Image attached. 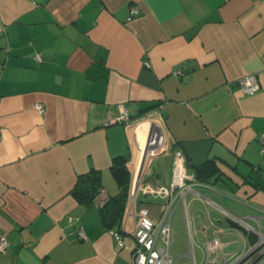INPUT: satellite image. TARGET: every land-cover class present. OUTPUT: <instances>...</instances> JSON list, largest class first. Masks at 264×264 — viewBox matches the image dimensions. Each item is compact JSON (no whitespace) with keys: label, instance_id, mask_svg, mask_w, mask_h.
Instances as JSON below:
<instances>
[{"label":"crops","instance_id":"0c3cea01","mask_svg":"<svg viewBox=\"0 0 264 264\" xmlns=\"http://www.w3.org/2000/svg\"><path fill=\"white\" fill-rule=\"evenodd\" d=\"M120 102L130 120L106 123ZM262 133L264 0H0V264H132L137 208L161 209L138 185H167L177 149L199 182L179 201V253L237 264L264 234ZM117 156L124 246L98 211L118 191ZM92 169L102 188L86 206L72 189Z\"/></svg>","mask_w":264,"mask_h":264},{"label":"built area","instance_id":"2783aa9c","mask_svg":"<svg viewBox=\"0 0 264 264\" xmlns=\"http://www.w3.org/2000/svg\"><path fill=\"white\" fill-rule=\"evenodd\" d=\"M138 13V7L135 4L128 6V17L131 19ZM40 59V54H36ZM177 73L181 74L178 70ZM240 89L246 94L254 93L259 85L253 74L241 76L238 79ZM35 108L42 112L43 105L38 102ZM119 114L110 118L106 123L128 122L130 120L129 110L125 102L117 104ZM260 154L264 158V133L259 136ZM194 174L188 173L185 164L184 154L180 149L174 150L171 162V178L167 185L155 184L144 181L139 183V192L144 197L157 200L161 206L160 212L153 217L146 206L137 208L135 214V224L130 232L133 239L131 249L132 264H177L175 255L171 250L172 226L171 217L173 204L177 198L184 202V191L192 189L194 184H198ZM206 185V184H205ZM117 244L124 246L123 236L119 230L110 229ZM258 238L241 255L240 264H264V234L256 231ZM80 238H85L84 231L78 230ZM8 245L5 235H0V251H4Z\"/></svg>","mask_w":264,"mask_h":264},{"label":"trees","instance_id":"16d2710c","mask_svg":"<svg viewBox=\"0 0 264 264\" xmlns=\"http://www.w3.org/2000/svg\"><path fill=\"white\" fill-rule=\"evenodd\" d=\"M126 162V156H117L113 158L111 171L117 182L118 191L116 194L109 196L98 209L102 225L107 229L113 228L119 230V224L124 213L129 189V172ZM207 165L208 163L202 166L203 171L209 170L205 169ZM210 170L211 173L209 172L207 176H211L216 168L212 165ZM101 188V173L99 170L92 169L87 173L78 176L76 184L72 189V195L79 203L89 206L93 203L94 198L100 192Z\"/></svg>","mask_w":264,"mask_h":264},{"label":"rangeland","instance_id":"374dc122","mask_svg":"<svg viewBox=\"0 0 264 264\" xmlns=\"http://www.w3.org/2000/svg\"><path fill=\"white\" fill-rule=\"evenodd\" d=\"M186 199H187V201L190 200L189 194H186ZM179 201H180L179 198H177L175 200L174 205H173L174 207H173L172 217H171V226H172L171 250L175 255V259H176L177 264H188L185 261L184 257L182 256V254L179 253V252L184 251V250H186V252H187V250L189 248L186 236L185 237H184V235L179 236L178 231H177V230H180L182 228L181 227L182 223L180 221L181 213H180L179 207H178ZM189 264H190V260H189Z\"/></svg>","mask_w":264,"mask_h":264},{"label":"water","instance_id":"95a60500","mask_svg":"<svg viewBox=\"0 0 264 264\" xmlns=\"http://www.w3.org/2000/svg\"><path fill=\"white\" fill-rule=\"evenodd\" d=\"M241 260H238V263L237 264H240Z\"/></svg>","mask_w":264,"mask_h":264}]
</instances>
